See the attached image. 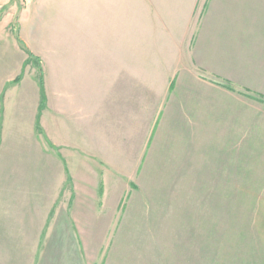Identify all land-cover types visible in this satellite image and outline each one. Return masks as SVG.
<instances>
[{
  "label": "rangeland",
  "instance_id": "374dc122",
  "mask_svg": "<svg viewBox=\"0 0 264 264\" xmlns=\"http://www.w3.org/2000/svg\"><path fill=\"white\" fill-rule=\"evenodd\" d=\"M190 1L1 0L0 14L28 8L13 26L39 55L50 104L46 139L25 147L46 149L45 172L12 177L39 185L27 216L0 188V264L264 263V100L219 95L214 124L196 94L171 92L179 74L194 86L200 72ZM54 139L99 152H67L75 181H103L99 199L78 189V220L75 197L57 201V182L69 191L73 177L57 169Z\"/></svg>",
  "mask_w": 264,
  "mask_h": 264
},
{
  "label": "crops",
  "instance_id": "0c3cea01",
  "mask_svg": "<svg viewBox=\"0 0 264 264\" xmlns=\"http://www.w3.org/2000/svg\"><path fill=\"white\" fill-rule=\"evenodd\" d=\"M6 1L9 3L10 0ZM139 3L141 5V0ZM190 4L192 14L195 10L198 12L197 52L200 72L198 80L194 82L196 85L188 86L191 80L183 84L184 78L179 74L177 80L181 85L173 82L170 89L172 93L181 89L188 92L186 100H193L196 94L197 107L203 116V122L208 120L216 124L213 119L221 117L219 114L222 110L219 95L241 93L264 98V0H191ZM151 5L153 6L152 3ZM27 9L23 8L16 12L14 7L10 6L0 19V188L1 190L12 189L13 193H18L19 197L11 202L17 207L16 215L18 216H27L24 205L29 203L30 188L39 185L30 182L28 177L22 180L23 182H15L12 177L13 175L22 177L23 173L27 174L34 169L45 172L46 149L38 152L34 143L26 154L25 147L28 148L30 145L28 138L43 139V142L46 139L44 134L46 113L50 104L49 100H46L48 96L45 84L44 93L41 87V74L39 78L37 75V61L33 57L30 58L29 52L36 57L39 55L31 49L28 39L22 32L16 33L13 26V16L18 14L22 23ZM32 73L33 80H29L28 74ZM77 105V100L72 97L71 108L76 110ZM34 127L37 131L33 134ZM40 127L43 128L42 132ZM72 140L75 142L76 137L71 134L69 142H73ZM54 141L59 150L58 154L53 155V160L59 165L57 169L67 170L73 177V185L69 191L63 189L67 185L57 182L55 186L59 185L56 192L57 201L59 204L61 200L65 203L67 201L68 204L75 197V212L72 216L78 220L77 217L84 216L81 212L78 213V207L76 209L78 196L82 194L81 191L78 192V189L89 188L91 192L95 189L97 190L95 198L99 199L102 195L100 188L103 181L99 178L94 181L93 175L80 177L84 179L83 182L75 181L74 170L67 165L69 163L67 152L93 156L92 151L95 150L91 144V149L86 148L84 151L81 149L83 151L81 153L78 147L71 146L73 143L67 146L56 142V139ZM64 148L67 150L63 154ZM95 152H97L95 155H98L99 152ZM104 154L107 155V152H103ZM40 155L43 157L41 160ZM31 160H38V164H31ZM142 162L144 160L139 163V171L145 165ZM6 197H8L7 194L4 198ZM93 197L91 194L87 202L90 203ZM1 199L3 200L2 195H0V204ZM3 203L6 204V201L3 200ZM39 264L46 263L40 261ZM260 264L264 263L260 262Z\"/></svg>",
  "mask_w": 264,
  "mask_h": 264
},
{
  "label": "trees",
  "instance_id": "16d2710c",
  "mask_svg": "<svg viewBox=\"0 0 264 264\" xmlns=\"http://www.w3.org/2000/svg\"><path fill=\"white\" fill-rule=\"evenodd\" d=\"M2 14H3V13L0 14V19H1V17H2ZM29 53H30V58L33 57L34 59H36V61L39 62V59H38L37 57H34V55H33L31 52H29ZM39 66H40V65H39ZM40 73H41L40 83H41V87H42V90H43V93H44V78H43V71H42V69H40ZM259 99H263V100H264L263 97H259ZM43 100H44V97H43Z\"/></svg>",
  "mask_w": 264,
  "mask_h": 264
}]
</instances>
